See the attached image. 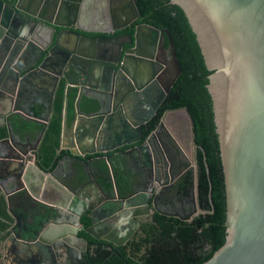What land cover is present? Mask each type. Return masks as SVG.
I'll return each instance as SVG.
<instances>
[{
    "label": "water",
    "instance_id": "obj_1",
    "mask_svg": "<svg viewBox=\"0 0 264 264\" xmlns=\"http://www.w3.org/2000/svg\"><path fill=\"white\" fill-rule=\"evenodd\" d=\"M104 3L0 0V120L6 129L0 139V194L11 218L9 238L30 251L17 264H88L87 242L78 235L84 214L90 221L83 228L87 235L117 246L138 227L141 210L149 208L150 188L123 197L113 185L114 193L108 196L88 161L78 157L132 145L118 152L125 162L137 158L146 167L152 164V133L137 145L140 125L153 115L180 68L167 30L135 23L133 0H113L110 11ZM169 3L207 78L223 184L224 240L199 264H264V0ZM166 60L172 72H165L162 81L164 71L158 76V70ZM60 79L66 90L76 89L75 114L65 145V97L56 152L66 149L67 154L49 174L32 163L26 151L30 143L8 116L43 125L35 148ZM82 97L92 103L89 113L79 109ZM35 109L41 110L38 115ZM170 110L185 114L193 142L192 119L184 106L166 109L153 133L163 128L164 114ZM84 119L85 133L80 124ZM103 158L108 165L110 156ZM68 163L81 164L87 180L76 183L73 168L65 183L62 169ZM146 176L161 187L156 176Z\"/></svg>",
    "mask_w": 264,
    "mask_h": 264
},
{
    "label": "trees",
    "instance_id": "obj_2",
    "mask_svg": "<svg viewBox=\"0 0 264 264\" xmlns=\"http://www.w3.org/2000/svg\"><path fill=\"white\" fill-rule=\"evenodd\" d=\"M133 2L138 12V23H145L156 29H166L170 35L180 73L170 86L162 109L184 106L189 112L193 127L199 198L206 204L207 212L204 217L194 221L199 222L198 233L193 223L181 224L157 215L156 223H141L136 236L122 246H113L106 241L93 239L83 230L78 235L87 242L85 258L88 264H199L207 260L224 240L223 184L211 101L205 87L207 78L169 0ZM163 46L167 48L165 37ZM65 84V81L60 79L55 87L49 118L35 152L36 164L44 171L52 170L57 161L67 154L66 150L56 152L64 98L66 97L67 112L72 108L76 97V89L70 87L66 90ZM88 102L92 106V103ZM40 111L35 109L33 113L38 115ZM9 122L14 129H18V133L22 128H26V131L32 134L41 131L43 127L40 123L17 115H11ZM153 122H150L152 126ZM5 134V127H0V137ZM128 146L124 145L118 148L117 152L109 153V168L101 158V153L78 157L89 161L93 177L107 194H113V185L120 196L131 190L132 174L123 167L124 156L118 154ZM76 177L77 183L86 178L82 169L76 170ZM10 221L5 211L4 199L0 195V232L5 231L4 235L7 234L6 228ZM80 222L83 228L90 223L85 214Z\"/></svg>",
    "mask_w": 264,
    "mask_h": 264
},
{
    "label": "flooded vegetation",
    "instance_id": "obj_3",
    "mask_svg": "<svg viewBox=\"0 0 264 264\" xmlns=\"http://www.w3.org/2000/svg\"><path fill=\"white\" fill-rule=\"evenodd\" d=\"M112 5H113V0H105L104 7L107 9V11H110V7ZM99 7L103 8V4H99ZM135 23L138 22L135 21ZM158 57L162 61H165L164 56L159 55ZM165 63L166 65H162L161 69L158 70V76H160L164 71V73L161 76L162 81L164 79L163 75L165 74V72L169 74L172 72V68L170 67L167 60ZM164 99L165 97L163 98L159 106L156 108L153 115L148 119V121L145 124L140 125V130L142 132V139H140L137 142L138 145L145 139V137H148L149 134L152 133V135L149 137V146L152 149L155 156L154 162L147 167L146 165H142L135 157L134 158L136 160H129L128 162H124L123 167L126 168L132 174L130 181L131 190L129 193H127L124 196L131 195L139 191H144V189H148V188L151 189V193L149 196L148 210L147 211L141 210L139 216L136 217V220L139 222L138 227L122 245H124L128 241L130 242L134 238V236H136L137 231L140 229L141 223L143 222L156 223L157 215L172 219L177 223L179 222L181 224L190 225L193 223V225L196 226V231L198 233V231H200V227L198 226L199 222H194V221L199 217H204V215L207 212L206 204L199 198L198 177L196 170V161L194 156V146H193V142H191L190 140V131L185 114L181 110L167 111L164 114V118H163V128L160 129L157 133H153V130L160 122L164 111L166 109H173V108L162 109ZM11 115H15V114H10L8 116V119ZM151 121H154L153 126L152 124H150ZM2 126L4 125L0 120V127ZM21 130L25 139L28 141V143H30V146L26 145V148H28V150L26 151L32 156V160H31L32 163L37 166L35 152L38 145L34 148V144L40 131L31 134L28 131H26V128H22ZM5 136L6 134L0 137V139ZM13 140L17 142L18 139L14 138ZM2 145L3 148H5V145L4 144ZM131 146L132 145H129L127 148ZM109 153L111 152L102 155L101 158L105 161L103 157L106 155L109 156ZM88 166L89 168H91L89 161H88ZM107 166L109 168V164ZM147 168H149L150 175H154L156 176L157 179L160 180V182L162 183L161 187L156 186V184L154 186L153 182L148 180L146 176V174L149 173ZM39 169L44 173L50 174V172L54 168L50 171H44L41 168ZM74 169L75 171L77 169H81V164L74 163ZM154 169L157 170L156 174L153 173ZM3 173L4 171H0V174ZM144 174L145 177H143ZM63 176H64L63 180L65 181V183H67L70 181L72 174L71 173L66 175L64 174ZM44 178H45V183L47 184V186H49L51 182L50 179L46 176H44ZM84 180L86 181L87 178H84L82 181L85 182ZM140 180H142V182H140ZM29 185L31 189H34L36 186V181L30 183ZM101 190L108 196L113 195V194H107L102 188ZM0 195L2 196V194ZM82 230H83V226H82ZM4 233L5 231L0 232V236H1L0 238H2L0 240V264H17L19 259L22 258L24 254L27 253L29 254L30 251L27 252L28 251L27 248L13 243L12 240L9 238L8 233L5 235ZM122 245H117V246H122ZM203 248H205V246Z\"/></svg>",
    "mask_w": 264,
    "mask_h": 264
},
{
    "label": "crops",
    "instance_id": "obj_4",
    "mask_svg": "<svg viewBox=\"0 0 264 264\" xmlns=\"http://www.w3.org/2000/svg\"><path fill=\"white\" fill-rule=\"evenodd\" d=\"M41 100L44 101L45 100V97H41ZM75 102V100H74ZM78 106H79V109L81 112H84V113H89L90 112V105H89V102L87 101L86 98H82L81 100H79V103H78ZM75 112V105L73 103V106L70 110H67V112L65 113V127H66V140H65V145H67V143L69 142V138H68V135H69V126L73 120V117H74V113ZM175 117V116H174ZM41 124V123H40ZM80 124L82 125V128H81V131L82 132H87V129L85 128V126L87 125V122L86 120H82L80 121ZM62 150H66V149H62ZM73 166H72V165ZM74 168V163H68L67 165H64L63 166V173L66 175V174H70L72 172V169ZM68 179V178H67ZM15 213H17V211H15ZM8 215V214H7ZM9 216V215H8ZM10 217V216H9ZM11 219V218H10ZM2 238H0L1 240ZM7 240V239H6Z\"/></svg>",
    "mask_w": 264,
    "mask_h": 264
}]
</instances>
